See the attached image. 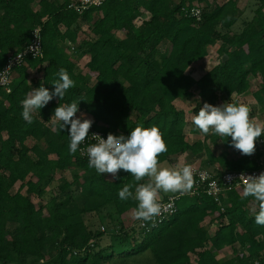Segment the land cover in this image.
I'll list each match as a JSON object with an SVG mask.
<instances>
[{
  "label": "trees",
  "instance_id": "obj_1",
  "mask_svg": "<svg viewBox=\"0 0 264 264\" xmlns=\"http://www.w3.org/2000/svg\"><path fill=\"white\" fill-rule=\"evenodd\" d=\"M69 1L0 0V70L38 26L43 41V56L26 57L13 69L9 92L0 87V264H264V226L255 223L256 201L242 198L243 188L226 194L223 209L206 194L186 195L176 201L171 218L167 214L127 227L122 218L134 212L137 202L121 201L118 192L147 178L136 182L123 170L115 180L98 174L78 152L69 154L70 125L60 131L58 123L56 128L51 123L59 104L76 101L77 113L84 112L92 127L106 134L128 136L136 126L159 127L168 146L161 163L204 151L209 163L217 160L224 170L255 169L252 155L215 157L205 141L189 143L185 112L174 101L195 89L204 103L215 105L246 93L251 80L259 79L253 96L264 108V0L237 32L233 26L243 14L238 0H106L82 14L69 8ZM203 3L197 20L190 10ZM84 23L92 37L74 48L66 45L77 43ZM216 45L217 64L192 77L190 66ZM73 53L89 56L87 71ZM61 68L74 87L62 100L54 97L35 111L27 123L22 100L41 85L53 91ZM29 138L35 140L32 146ZM221 140L232 147L231 137ZM66 169H72L71 179L61 177L58 193H47L56 172ZM34 197L45 202L38 205ZM109 205L116 231L87 225V214ZM207 219L218 222L213 234L202 225ZM226 246L232 257L219 258Z\"/></svg>",
  "mask_w": 264,
  "mask_h": 264
},
{
  "label": "clouds",
  "instance_id": "obj_2",
  "mask_svg": "<svg viewBox=\"0 0 264 264\" xmlns=\"http://www.w3.org/2000/svg\"><path fill=\"white\" fill-rule=\"evenodd\" d=\"M54 80V90L49 91L43 85L33 88L22 100V118L29 124L33 122V113L45 107L54 97L62 100L66 92L74 87L66 69L61 68ZM78 112V103L59 104L52 116L53 128L65 129L70 125L68 145L69 154H75L79 146L87 139L93 121ZM251 108L243 103H224L213 106L204 103L198 114L192 117V123L202 134L210 131L220 137H231V146L242 155L251 156L256 151V141L264 135V122L251 117ZM96 143L84 150L88 157V167L98 174H110L113 180L118 172L129 173L136 182L147 178L145 183L126 184L119 192L121 201L130 198L137 202L133 218L142 221H153L167 211L171 205H163L159 194L187 193L194 184L193 167L178 162L175 166H163L159 157L168 150L159 127L150 128L136 126L128 136H116L109 133L107 139L93 134ZM203 175V174H202ZM243 180L242 198L253 197L256 206L251 209L255 214V223L264 226V172L258 176L241 174ZM134 187V192L132 191Z\"/></svg>",
  "mask_w": 264,
  "mask_h": 264
},
{
  "label": "rangeland",
  "instance_id": "obj_3",
  "mask_svg": "<svg viewBox=\"0 0 264 264\" xmlns=\"http://www.w3.org/2000/svg\"><path fill=\"white\" fill-rule=\"evenodd\" d=\"M62 1V0H59ZM203 5H205L204 3L202 5H199L200 7H202ZM142 20L137 19L136 23H140ZM240 25V24H239ZM88 29V24L84 23L81 27V31H79V35H78V41L76 44H71L69 41H66V45L68 46H72L73 48L76 45H79L83 40H86L90 37H92L91 34H88L89 32L87 31ZM88 32V33H87ZM118 36L123 37V33L120 32L118 33ZM217 47L216 46H212L206 57H204L202 60H199L195 63H193L190 68L188 69V73L191 74L192 77H194L195 79H198L200 76H202L207 70H209L211 67H213L215 64H217L218 62V53H217ZM166 47H164L165 49ZM72 58L75 57V53H73V55L71 56ZM76 59V58H75ZM88 56H81V58H77L76 61L78 62V64L80 66H82L83 71H87L86 67H85V62L88 60ZM30 75L32 77H40L39 73L33 72L31 71ZM259 88V79L257 80H251L250 82V87L248 89V91L242 95H237V94H233L229 99L228 98H221L220 100H218L217 105H213V106H220L224 103H243V104H247L250 108H251V117L256 119L257 121H261L264 122V108H261L260 105L258 104V102L255 100L253 93ZM204 102L199 98L198 94H197V90L193 89L188 95L181 97L179 99H177L176 101H174V105L177 109L179 110H183L185 112V117L187 118V124L189 129L186 128L189 132V140L190 141H194L196 139L198 140H202V141H207L206 143L208 144V146L211 149V144L213 143V141L216 143L215 140H217L218 145H216L215 147H212V149L214 150L216 155L221 154L222 152L225 151V147L222 145L221 142H218L217 138L213 137L215 135H213V133L210 131V133L208 135H204L202 134L198 129H196L195 125L192 123V117L196 114H198L199 109L203 106ZM81 113L84 114V112H79L76 114V117L79 118L81 116ZM85 115V114H84ZM85 118H87V116L85 115ZM52 123V121H51ZM53 124V123H52ZM213 136V137H212ZM35 143V140L29 138L27 140V144L29 146H32ZM224 144V143H223ZM221 145V147H219ZM231 155H236L239 154L240 152L238 150L231 149ZM226 152V151H225ZM241 154V153H240ZM215 156V155H214ZM210 159L208 158V156L206 155L205 152H202L201 154H199V156L195 157L192 155H187V156H182V155H176V156H172L170 158V160L165 161L162 163L163 166H175L178 162H182V163H187L190 164L192 166H200V167H207V168H219V169H224V167L218 163V162H210ZM71 172L72 169H66L64 171H58L56 172V174L53 176V179L51 180V182L46 186L45 191L47 193L49 192H53L54 194L58 193V185L61 182V177L67 178V179H71ZM107 176H110V174H106ZM20 182L16 183L14 185V187L12 188V192H15L18 188H19ZM23 193L26 192V189L24 188L22 190ZM161 194H164L163 192H161L159 194V198L158 199H162ZM34 201L39 205L40 203H44L45 199L39 198V197H34ZM224 205H227V202H224ZM113 211H114V207L112 205H109L105 208H103L100 212L98 213H89L85 216V221L87 223L88 226H90L93 230L96 229H100L102 227H104L106 232H113L116 231L118 229V225H117V221L115 220V217L113 215ZM173 215L172 214H168L167 217L171 218ZM123 219L124 224L127 227H134V228H138L139 222L140 220H136L133 218V212H130L128 215H126ZM203 227H205L209 233L213 234L214 231L217 229L218 227V222L217 221H210V219L205 220L202 223ZM223 253L226 254L229 257H232L233 252H232V248L229 246L224 247L223 249ZM226 255L220 256V258H225L227 257ZM191 260L195 261L196 260V255L191 254ZM24 264H30L28 262V260L24 263ZM37 264H41V262L37 263Z\"/></svg>",
  "mask_w": 264,
  "mask_h": 264
},
{
  "label": "built area",
  "instance_id": "obj_4",
  "mask_svg": "<svg viewBox=\"0 0 264 264\" xmlns=\"http://www.w3.org/2000/svg\"><path fill=\"white\" fill-rule=\"evenodd\" d=\"M105 1L106 0H70L68 7L75 10L78 14H82L91 7L101 6ZM190 15L197 20H200L202 17V7H192L190 10ZM42 56L43 41L41 28L38 26L31 32V40L22 50L9 54L3 69L0 70V87L9 92V85L11 82L13 69L16 66L24 64L26 62V57L40 58ZM93 134H97L104 139H107L108 136V134L94 129L91 126L87 139L79 146L77 150L78 154L87 160L88 157L84 150L88 145L96 143ZM252 157H254L257 161V167L255 169L224 170L219 168L192 166L195 180L193 188L184 194L170 193L165 200L159 199L163 205H171V207L168 208L167 211H164L160 216L173 213L176 210V201L180 197H184L186 195L194 196L201 193L212 197L223 209L226 194L229 191L243 188V180L240 178L241 174H244L245 176H258L261 172H264L263 136L257 139L256 153H254ZM140 225L144 226V222H140ZM101 230H104V227H102Z\"/></svg>",
  "mask_w": 264,
  "mask_h": 264
},
{
  "label": "crops",
  "instance_id": "obj_5",
  "mask_svg": "<svg viewBox=\"0 0 264 264\" xmlns=\"http://www.w3.org/2000/svg\"><path fill=\"white\" fill-rule=\"evenodd\" d=\"M262 1L263 0H238V4H239V6H240V8L242 9V11H243V14H242V16H241V18H240V20L233 26V31L234 32H237V31H240L241 29H242V27H243V22H246V21H249V20H251L252 18H253V16H254V14H255V11H256V9H257V7H259L261 4H262ZM263 12H264V9H263ZM138 19H140V18H138ZM240 24V25H239ZM118 33H120V32H118ZM84 56H86V55H84ZM88 56V55H87ZM78 58L76 55H75V57H73V59L76 61V59ZM88 58H89V56H88ZM89 61V59L85 62V65L87 64V62ZM80 67H82V66H80ZM83 68V67H82ZM201 77V76H200ZM177 100V99H176ZM175 100V101H176ZM218 103V102H217ZM217 103H216V105H217ZM261 107V106H260ZM262 108V107H261ZM187 118H186V125H185V128H184V133H185V135H186V140L189 142V143H193V142H196V141H202V140H198V139H196V140H194V141H190L189 140V132L190 131H188L186 128H188L189 129V127H188V125L189 124H187ZM214 135V134H213ZM213 137V136H212ZM214 138H217L218 139V142H221L222 143V145L225 147V145L223 144V141L221 140V137L220 136H218V135H215L214 137H213V139ZM216 141V143L213 141V143L210 145L211 146V151L213 152V155H215V157H218L219 155H216L215 154V152H214V150L212 149V147H215L216 145H218V143H217V140H215ZM202 142H204V141H202ZM207 142V141H206ZM205 142V144L208 146V144ZM209 147V146H208ZM219 147H221V145L219 146ZM210 148V147H209ZM231 149H234V147H231V148H226L225 147V151L228 153V158L229 159H231L232 157H235V156H240V155H242V154H236V155H231ZM224 151V152H225ZM202 152H204V151H202ZM201 152V153H202ZM201 153H199V154H201ZM223 153V152H222ZM221 153V154H222ZM191 155V153L190 152H185V153H183V154H179V155H182V156H187V155ZM199 154H197V155H194L195 157H197V156H199ZM207 155V154H206ZM176 156V155H175ZM212 162H218L217 160H214V161H212ZM211 162V163H212ZM219 163V162H218ZM170 193H164V194H161V196H162V198H164V197H167L168 195H169ZM224 249V248H223ZM223 249L221 250V252H219V258H220V256H222L223 257V255H226V254H224L223 253ZM227 256V255H226ZM225 258H230L229 256H227V257H225Z\"/></svg>",
  "mask_w": 264,
  "mask_h": 264
},
{
  "label": "water",
  "instance_id": "obj_6",
  "mask_svg": "<svg viewBox=\"0 0 264 264\" xmlns=\"http://www.w3.org/2000/svg\"><path fill=\"white\" fill-rule=\"evenodd\" d=\"M226 58H227V56H226V55H224V56L222 57V60L224 61Z\"/></svg>",
  "mask_w": 264,
  "mask_h": 264
}]
</instances>
